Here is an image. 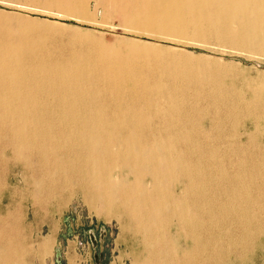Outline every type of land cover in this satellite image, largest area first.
<instances>
[{"label": "bare ground", "instance_id": "bare-ground-1", "mask_svg": "<svg viewBox=\"0 0 264 264\" xmlns=\"http://www.w3.org/2000/svg\"><path fill=\"white\" fill-rule=\"evenodd\" d=\"M43 1L42 11L79 22L100 12L153 38L212 36L264 50V0ZM10 14L0 12V197L17 163L38 210L74 190L98 214L115 210L143 247L133 264L248 257L264 235V142L253 136L264 118L259 94L183 81L207 67L158 44L118 51L29 19L13 34ZM21 212L0 214V264H24Z\"/></svg>", "mask_w": 264, "mask_h": 264}, {"label": "rangeland", "instance_id": "rangeland-1", "mask_svg": "<svg viewBox=\"0 0 264 264\" xmlns=\"http://www.w3.org/2000/svg\"><path fill=\"white\" fill-rule=\"evenodd\" d=\"M42 2L0 0V12L13 14L8 15L7 21L13 34L19 32L23 19H29L37 23L64 25V29L91 34L118 51H124L131 43L158 44L159 47L176 50L181 54L198 56L196 62L190 63L207 67L203 68V73L199 71L198 75L184 76L183 81L195 80L204 83V88L209 89H215L213 86L217 85L226 92L237 91L243 98L259 94L264 102V50L236 49L212 36L203 39L190 35L166 40L162 36L153 38L123 27L121 19L116 15L103 17L99 12L94 15L92 23L79 22L70 17L51 15L47 10L42 11L46 6ZM79 45L76 48L80 49L84 43L80 42ZM244 123L250 126L252 121L246 119ZM257 123L258 129L253 136L257 141L264 142V118ZM237 131L239 135L243 134L241 126ZM6 184L8 189L0 197V214L4 212L1 214L3 216L7 210H13L16 206L22 211V225L29 247L24 264H133L143 256L138 236L130 227L124 226L122 217L115 210L107 215L98 214L85 202L80 191H65L58 203L52 201L44 211L32 206L30 189L22 181L17 163L11 166ZM44 240H47L46 247L40 249ZM176 246L182 248V240H178ZM231 253L225 252V261L218 264H264V235L254 240L248 257L239 259Z\"/></svg>", "mask_w": 264, "mask_h": 264}]
</instances>
